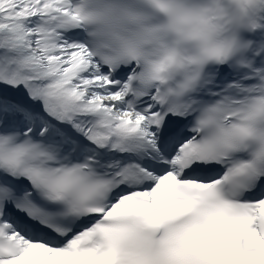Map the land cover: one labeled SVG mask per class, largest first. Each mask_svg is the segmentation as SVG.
<instances>
[{
	"label": "snow or ice",
	"instance_id": "obj_1",
	"mask_svg": "<svg viewBox=\"0 0 264 264\" xmlns=\"http://www.w3.org/2000/svg\"><path fill=\"white\" fill-rule=\"evenodd\" d=\"M0 264H264V0H0Z\"/></svg>",
	"mask_w": 264,
	"mask_h": 264
}]
</instances>
